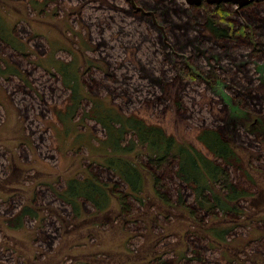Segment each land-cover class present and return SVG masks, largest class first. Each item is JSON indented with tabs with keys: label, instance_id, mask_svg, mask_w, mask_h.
Instances as JSON below:
<instances>
[{
	"label": "rangeland",
	"instance_id": "obj_1",
	"mask_svg": "<svg viewBox=\"0 0 264 264\" xmlns=\"http://www.w3.org/2000/svg\"><path fill=\"white\" fill-rule=\"evenodd\" d=\"M153 2L146 10L157 29L129 14L130 0H0V264H264V55L253 54V28V38L228 42L234 60L210 41L202 46L222 58L190 62L195 81L180 109L148 106L161 89L146 77L175 75L179 41L158 21ZM254 9L233 15L237 24L252 23ZM107 106L202 150L199 132L222 128L240 160L231 180L250 197L228 218L201 208L176 176L175 159L147 166L141 193L128 190L107 168L113 157L95 120ZM149 172L159 177L157 187ZM86 176L109 185L105 208L78 198L79 187L62 196ZM26 208L36 217L21 216Z\"/></svg>",
	"mask_w": 264,
	"mask_h": 264
},
{
	"label": "trees",
	"instance_id": "obj_2",
	"mask_svg": "<svg viewBox=\"0 0 264 264\" xmlns=\"http://www.w3.org/2000/svg\"><path fill=\"white\" fill-rule=\"evenodd\" d=\"M153 1L154 5L157 6V16L160 18H158V21L164 23L168 33L170 32L171 36L180 42L175 43V50L177 51L174 61L175 75L170 79L163 78V81H161L162 77L160 79L153 75L146 77L150 79L152 85L160 87L161 92L152 99H146L145 104L153 107L161 102L160 105L165 106L168 102L174 110H177L183 105L186 86L195 81L194 72L189 69L190 62L196 57L200 58L210 54L221 60L222 57L214 55V48H220L230 60H234L232 52L235 48L230 45L236 42L240 43L249 38V35L242 24L234 25L232 22L226 21L225 16L229 17L230 15V12L226 9L213 12L208 7L205 8L200 5L186 10L175 7L174 2L170 0ZM136 2L144 9H147L150 5L147 0ZM263 7L264 1H261L259 5H254L253 9L255 8L254 11L258 14L248 16L253 20L251 24L255 29L257 45L253 46L254 55H264V18L259 14L264 11ZM139 13H135L130 4L129 14L137 18ZM143 20H146L147 23L157 29L151 18ZM159 33L161 32L159 31ZM208 41L215 44V47L213 49H203L205 50L203 53L202 46ZM229 41H232V43L228 46ZM247 43L253 44V41L250 40ZM190 48L196 49L190 58L185 59L184 54L186 56ZM107 76L112 78V74ZM168 108L166 106V110ZM106 109V113L95 115V120L106 130L107 136L103 143L111 149V153H108V155L113 157L108 162V167L106 162L109 157L105 160L104 166L115 172L128 186V190L133 193L134 191L141 193L143 181L146 178L144 172L148 171L147 166L160 169L163 163L175 159L177 162L176 176L185 187L194 192L197 203L201 208L204 206L213 210L218 208L222 213L220 215L228 218L230 214L240 208L239 205L242 199L250 197L247 190H239L241 187L231 180L230 167L238 166L240 160L231 139L226 136L222 128L208 126L199 132L197 140L203 146L204 150H202L191 142L180 141L175 136L168 134L163 127L151 124L143 118L128 116L121 111L117 113L108 106ZM219 124H222L221 121L215 123V125ZM223 127L226 132L231 131L227 123H223ZM128 135L131 138L126 140L125 137ZM141 151L143 152L141 155L144 156L147 153L149 156L146 164L143 163V160H138ZM149 173L153 176L154 185L157 187L159 177L155 173ZM74 186L79 187L82 191L81 195L83 196L78 195V198L90 200L98 210L105 208L108 202L107 190L109 191L110 188L108 184L95 181L89 176L83 179L76 178L69 188L70 192L67 191L66 194L62 195L65 199H67L69 193H71L70 195L74 194ZM130 191L128 194H130ZM67 201L72 205L74 204L76 208H81L77 206L75 201L69 199ZM125 202L126 200L122 197L120 203L126 209ZM27 214L36 217L27 208L21 213V216ZM239 214L236 213V215ZM216 236L223 237V233L221 234L218 231Z\"/></svg>",
	"mask_w": 264,
	"mask_h": 264
},
{
	"label": "flooded vegetation",
	"instance_id": "obj_3",
	"mask_svg": "<svg viewBox=\"0 0 264 264\" xmlns=\"http://www.w3.org/2000/svg\"><path fill=\"white\" fill-rule=\"evenodd\" d=\"M40 1H41V0H40ZM135 1H138V0H135ZM140 1H143V0H140ZM202 1H203V2H202V6L205 7V8L208 7V9L212 10L213 12H217L218 10H221V11H222L223 9L228 10V11L230 12V15H229V18H230V19H229V20H231V22H232L233 24H237V23L240 22V21H238L237 18H234L233 15L237 16L238 18L244 17L245 10H246V8H247L248 6H250V5H252V6H254V5H259V4L261 3L262 0H253V1L250 2L248 5H245V6H240L239 3H238V4H236V5H238V7H237L235 10L233 9V5H234L235 3L231 2V1L221 2V3H219V4H215V5H211V4L207 3V0H202ZM42 2L44 3V0H42ZM45 5H47V3H45ZM192 7H195V5H191V8H192ZM196 7H198V6H196ZM263 8H264V7H263ZM153 9L156 10V12H157V9H156V8H153ZM150 10H151V9H150ZM137 18H141V20H142L143 22H147L146 20H143V19H146V18H151V20H152L153 23H154V21L157 20V18H156V16H155V13H153L152 11H147L146 9L143 10V11H141V12L139 13V15H138ZM240 24H242V23H240ZM243 27L246 28V31H247V34H248V35H251L252 38H253V32H254V36H255V30H254L253 24L246 22V24H243ZM249 28H253V29H252L253 32H252V31H249V30H248ZM30 40H31V39H30ZM162 44H163L165 47L168 46V45H167V37H165V40H163ZM252 48H253V47H252ZM173 52H174L175 55L177 54V51H176V50H174Z\"/></svg>",
	"mask_w": 264,
	"mask_h": 264
},
{
	"label": "water",
	"instance_id": "obj_4",
	"mask_svg": "<svg viewBox=\"0 0 264 264\" xmlns=\"http://www.w3.org/2000/svg\"><path fill=\"white\" fill-rule=\"evenodd\" d=\"M189 4H195V5H199L201 3V0H186ZM208 3L210 4H219L221 2H227V1H232L234 3H239L240 6H245L247 4H249L250 2H252L253 0H207Z\"/></svg>",
	"mask_w": 264,
	"mask_h": 264
},
{
	"label": "bare ground",
	"instance_id": "obj_5",
	"mask_svg": "<svg viewBox=\"0 0 264 264\" xmlns=\"http://www.w3.org/2000/svg\"><path fill=\"white\" fill-rule=\"evenodd\" d=\"M264 1V0H262ZM187 2V1H186ZM202 0H201V3L199 5H195V4H192V5H195V6H200L202 5ZM232 2V1H231ZM208 3V1H207ZM234 3V2H233ZM130 4L132 6V8L134 9V12L135 13H138V12H141L143 10H145L143 7H141L140 5L137 4V2L135 0H130ZM210 4V3H209ZM235 4H238V3H235ZM191 5V4H190ZM211 5H215V4H211ZM240 5V4H239ZM248 5V4H247Z\"/></svg>",
	"mask_w": 264,
	"mask_h": 264
}]
</instances>
